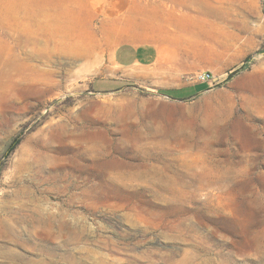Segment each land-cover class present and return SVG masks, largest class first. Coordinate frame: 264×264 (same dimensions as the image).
I'll use <instances>...</instances> for the list:
<instances>
[{
  "label": "rangeland",
  "instance_id": "obj_1",
  "mask_svg": "<svg viewBox=\"0 0 264 264\" xmlns=\"http://www.w3.org/2000/svg\"><path fill=\"white\" fill-rule=\"evenodd\" d=\"M55 1L42 45L0 39L46 70L0 88V216L26 235L40 207L64 213L75 264H264V0H172L162 50L129 65L73 45L102 41L110 2ZM121 1L155 28V0Z\"/></svg>",
  "mask_w": 264,
  "mask_h": 264
},
{
  "label": "bare ground",
  "instance_id": "obj_2",
  "mask_svg": "<svg viewBox=\"0 0 264 264\" xmlns=\"http://www.w3.org/2000/svg\"><path fill=\"white\" fill-rule=\"evenodd\" d=\"M185 3L186 0H183V4ZM55 7L53 0L51 2H47V0H0V39L8 42L5 37L15 36L19 45L23 43L26 47L29 45V48L30 44L35 47L36 45H42L45 39L43 27H45L47 21H54L56 17L55 12L48 11L49 9L54 10ZM14 22L16 24H13ZM123 26L119 23L107 24L106 29L108 31L116 28L120 30V27ZM143 30V36L148 37L147 33L148 31L151 32V28L146 26ZM90 41L73 45L79 47L83 53L89 56L95 52L96 47L98 50L101 44L105 46L110 44L109 40L104 41V39L99 43L95 42L96 44L94 45ZM32 48L34 49L31 46ZM3 50V48L0 50V88L9 89L26 85L32 81L42 82L45 79L46 70L41 65L44 63L43 52L45 50L42 52V47H37L36 50H32L33 52L29 51V53V49H22L24 51L21 53H12V56L9 55L7 57L4 56ZM9 51L11 50L9 49ZM6 52L8 53V51ZM31 56L37 58V63L30 62ZM36 213H38V216L33 221V224L30 225L33 228V232L26 235L8 222L6 218L0 216V240L4 242L0 244V264H10L12 262L59 264L58 255L67 264H75L78 250V246L75 244L78 240V226L76 223L65 219L64 213L57 212V210L55 212L52 210L45 211L40 207ZM37 227H41V231H35L34 228ZM9 242L23 245L32 255L19 251L15 249L16 247L13 248L8 245ZM72 244H75V246Z\"/></svg>",
  "mask_w": 264,
  "mask_h": 264
},
{
  "label": "crops",
  "instance_id": "obj_3",
  "mask_svg": "<svg viewBox=\"0 0 264 264\" xmlns=\"http://www.w3.org/2000/svg\"><path fill=\"white\" fill-rule=\"evenodd\" d=\"M61 1L63 2V0ZM155 1L156 2L151 10H153L154 13L152 25L157 29V37H155L153 40H143L142 38L149 39L156 35L155 28H151V32L147 30L148 37L143 36L144 26L142 24L144 21L142 22L141 19L144 20L145 16L142 14L140 19V12L137 11L135 14H133L130 8L127 9V6L130 4H124V2L121 0H105L106 3L110 2V8L108 7V15L105 17V20L102 21V39H104V41H110V44H108L109 46L107 47L110 49L113 48L114 57L120 65H129L135 62L143 63L150 60L152 57L156 58L162 50V46L167 42V37L170 34V26L174 25L176 21L175 9L170 4L172 3V0L171 2L170 0ZM54 2L55 5H57L55 0ZM165 3H168V5ZM220 3H222L221 0ZM121 6H123V9L118 11L117 9H119ZM105 7L106 6L103 5V9H106ZM140 11L144 12V8H142ZM110 12L111 14H109ZM105 13L107 12L105 11ZM128 15H130L129 20L127 18ZM123 17L126 18L124 19ZM115 21L124 26L120 27V30L116 28L115 30L108 31L106 29L107 24H114L113 22ZM136 37L139 39H136ZM118 40L121 41L117 42ZM103 78H109L107 80H110L114 84L119 80H122L121 78L117 77H97L93 81V86L98 87L95 89L104 91L118 87L119 84L116 87L99 84L98 80Z\"/></svg>",
  "mask_w": 264,
  "mask_h": 264
},
{
  "label": "trees",
  "instance_id": "obj_4",
  "mask_svg": "<svg viewBox=\"0 0 264 264\" xmlns=\"http://www.w3.org/2000/svg\"><path fill=\"white\" fill-rule=\"evenodd\" d=\"M118 83H119V86L118 87H120V86H122V85H124V84H130L131 83V81H127V80H119L118 81ZM190 87H188V88H181V89H165V90H160L162 93H164V94H168V95H171V96H179L182 92H184V91H186L187 89H189ZM19 143V141L17 140V141H15L14 143H12V145H11V150H13L15 147H16V145Z\"/></svg>",
  "mask_w": 264,
  "mask_h": 264
},
{
  "label": "built area",
  "instance_id": "obj_5",
  "mask_svg": "<svg viewBox=\"0 0 264 264\" xmlns=\"http://www.w3.org/2000/svg\"><path fill=\"white\" fill-rule=\"evenodd\" d=\"M201 78H202L203 80H207V79L210 78V74H209V73H203V74H201Z\"/></svg>",
  "mask_w": 264,
  "mask_h": 264
}]
</instances>
